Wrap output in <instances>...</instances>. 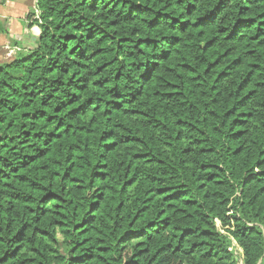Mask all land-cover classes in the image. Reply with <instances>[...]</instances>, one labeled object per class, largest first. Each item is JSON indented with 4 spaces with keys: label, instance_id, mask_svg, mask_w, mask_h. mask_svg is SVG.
I'll return each instance as SVG.
<instances>
[{
    "label": "trees",
    "instance_id": "16d2710c",
    "mask_svg": "<svg viewBox=\"0 0 264 264\" xmlns=\"http://www.w3.org/2000/svg\"><path fill=\"white\" fill-rule=\"evenodd\" d=\"M39 7L0 62V264H264V0Z\"/></svg>",
    "mask_w": 264,
    "mask_h": 264
},
{
    "label": "crops",
    "instance_id": "0c3cea01",
    "mask_svg": "<svg viewBox=\"0 0 264 264\" xmlns=\"http://www.w3.org/2000/svg\"><path fill=\"white\" fill-rule=\"evenodd\" d=\"M34 4L35 0H0V62L7 59L6 46L20 47L22 50L19 53L35 48L37 36L29 29L30 22L27 20Z\"/></svg>",
    "mask_w": 264,
    "mask_h": 264
},
{
    "label": "built area",
    "instance_id": "2783aa9c",
    "mask_svg": "<svg viewBox=\"0 0 264 264\" xmlns=\"http://www.w3.org/2000/svg\"><path fill=\"white\" fill-rule=\"evenodd\" d=\"M33 13H34V19L40 21L42 11L39 7V0H35V4L33 7ZM21 48L18 46H6L5 51H6V58L11 59L13 58L17 53L21 52ZM239 253L242 255V250H238ZM239 264H244L243 263V258H239Z\"/></svg>",
    "mask_w": 264,
    "mask_h": 264
}]
</instances>
